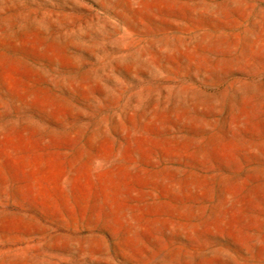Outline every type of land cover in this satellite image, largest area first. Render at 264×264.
<instances>
[{
    "label": "rangeland",
    "instance_id": "374dc122",
    "mask_svg": "<svg viewBox=\"0 0 264 264\" xmlns=\"http://www.w3.org/2000/svg\"><path fill=\"white\" fill-rule=\"evenodd\" d=\"M0 264H264V0H0Z\"/></svg>",
    "mask_w": 264,
    "mask_h": 264
}]
</instances>
